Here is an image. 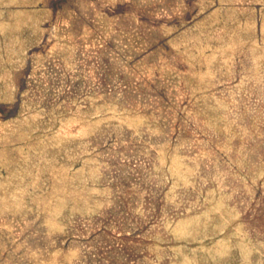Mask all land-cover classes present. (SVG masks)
Segmentation results:
<instances>
[{
	"label": "rangeland",
	"instance_id": "374dc122",
	"mask_svg": "<svg viewBox=\"0 0 264 264\" xmlns=\"http://www.w3.org/2000/svg\"><path fill=\"white\" fill-rule=\"evenodd\" d=\"M0 264H264V0H0Z\"/></svg>",
	"mask_w": 264,
	"mask_h": 264
}]
</instances>
